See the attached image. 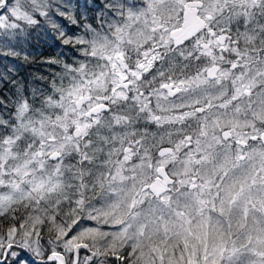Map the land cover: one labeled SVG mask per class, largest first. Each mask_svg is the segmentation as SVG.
I'll return each instance as SVG.
<instances>
[{
    "label": "snow or ice",
    "instance_id": "6c2138e0",
    "mask_svg": "<svg viewBox=\"0 0 264 264\" xmlns=\"http://www.w3.org/2000/svg\"><path fill=\"white\" fill-rule=\"evenodd\" d=\"M0 264H264V0H0Z\"/></svg>",
    "mask_w": 264,
    "mask_h": 264
},
{
    "label": "trees",
    "instance_id": "16d2710c",
    "mask_svg": "<svg viewBox=\"0 0 264 264\" xmlns=\"http://www.w3.org/2000/svg\"><path fill=\"white\" fill-rule=\"evenodd\" d=\"M34 53L36 54V59L38 62L31 66H26L25 69L22 70L21 76H28L30 73L35 72L37 70L40 72H44L46 69L42 64L39 63V61L44 57L55 55V51L44 43H40L37 47H35Z\"/></svg>",
    "mask_w": 264,
    "mask_h": 264
},
{
    "label": "rangeland",
    "instance_id": "374dc122",
    "mask_svg": "<svg viewBox=\"0 0 264 264\" xmlns=\"http://www.w3.org/2000/svg\"><path fill=\"white\" fill-rule=\"evenodd\" d=\"M89 224H91V222H89Z\"/></svg>",
    "mask_w": 264,
    "mask_h": 264
}]
</instances>
